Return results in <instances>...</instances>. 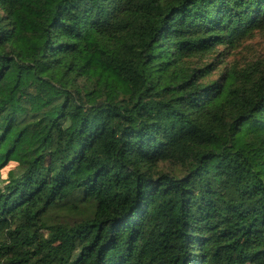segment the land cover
I'll return each mask as SVG.
<instances>
[{"label": "trees", "instance_id": "obj_1", "mask_svg": "<svg viewBox=\"0 0 264 264\" xmlns=\"http://www.w3.org/2000/svg\"><path fill=\"white\" fill-rule=\"evenodd\" d=\"M260 28L264 0H0V264H264V70L191 63Z\"/></svg>", "mask_w": 264, "mask_h": 264}, {"label": "rangeland", "instance_id": "obj_2", "mask_svg": "<svg viewBox=\"0 0 264 264\" xmlns=\"http://www.w3.org/2000/svg\"><path fill=\"white\" fill-rule=\"evenodd\" d=\"M191 63L198 66L210 65L213 68L206 81L223 79L229 70H264V28L253 30L233 48L222 45L212 52L195 56ZM15 166L16 163H10L3 169V177H7L9 170ZM45 233L47 235V231Z\"/></svg>", "mask_w": 264, "mask_h": 264}]
</instances>
